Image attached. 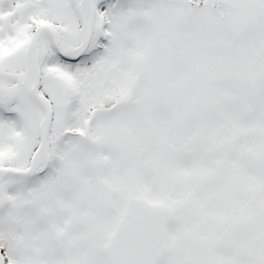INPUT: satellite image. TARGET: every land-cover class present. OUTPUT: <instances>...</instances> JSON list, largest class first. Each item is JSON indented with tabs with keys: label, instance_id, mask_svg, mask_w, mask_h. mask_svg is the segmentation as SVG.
<instances>
[{
	"label": "snow or ice",
	"instance_id": "1",
	"mask_svg": "<svg viewBox=\"0 0 264 264\" xmlns=\"http://www.w3.org/2000/svg\"><path fill=\"white\" fill-rule=\"evenodd\" d=\"M0 264H264V0H0Z\"/></svg>",
	"mask_w": 264,
	"mask_h": 264
}]
</instances>
